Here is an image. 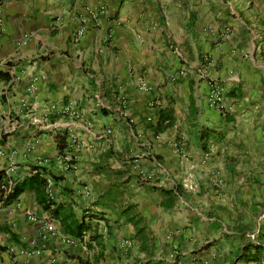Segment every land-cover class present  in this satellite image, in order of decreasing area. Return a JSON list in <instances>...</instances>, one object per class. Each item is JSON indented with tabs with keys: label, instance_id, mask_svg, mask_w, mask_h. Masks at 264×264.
<instances>
[{
	"label": "crops",
	"instance_id": "obj_1",
	"mask_svg": "<svg viewBox=\"0 0 264 264\" xmlns=\"http://www.w3.org/2000/svg\"><path fill=\"white\" fill-rule=\"evenodd\" d=\"M263 43L264 0H0V190L62 209L0 200V264H264Z\"/></svg>",
	"mask_w": 264,
	"mask_h": 264
},
{
	"label": "trees",
	"instance_id": "obj_2",
	"mask_svg": "<svg viewBox=\"0 0 264 264\" xmlns=\"http://www.w3.org/2000/svg\"><path fill=\"white\" fill-rule=\"evenodd\" d=\"M66 132L57 135V146L59 147V152L66 147ZM3 173L0 172V181L3 179ZM48 183L45 177L44 169L39 166H34L31 168V174L22 180H17L13 182L11 191L4 196L0 190V200L3 201V204H9L17 200L21 194L25 191H32L36 195L37 203L42 207L45 212H48L52 218H59L61 216V205H56L52 200L50 194L47 192ZM70 215H66L65 218ZM89 223H86L84 219L78 223L74 228L69 229L70 232L75 235V238L81 239L85 233L89 231ZM255 253H259L261 246L254 245ZM247 247L244 248L246 251Z\"/></svg>",
	"mask_w": 264,
	"mask_h": 264
},
{
	"label": "built area",
	"instance_id": "obj_3",
	"mask_svg": "<svg viewBox=\"0 0 264 264\" xmlns=\"http://www.w3.org/2000/svg\"><path fill=\"white\" fill-rule=\"evenodd\" d=\"M98 3H99V1H98ZM92 13H93L92 14L93 17H97V15H103L106 13V8H105V6L101 5V3H99V6H97V9L95 11H92ZM84 31H85L84 26L80 27L77 30L76 36H75V41H78L83 36ZM262 50L264 51V43L262 45ZM205 60H206V58H205ZM34 82H36V81L34 80ZM31 88L33 89L34 87L31 86ZM224 95H225V89L222 86H220L217 83H211L209 86V93H208V99H207L208 106L210 108L218 111V112H222L225 108ZM69 107L66 109V111L70 110ZM67 163H70V160H68ZM67 168H68V165H67ZM11 188H12V182L11 181H8L7 183H5L1 186V191L4 194V196L7 195L11 191ZM85 193H87V192H85ZM31 220H34V218H31ZM255 236H256V234L250 235L249 240L252 242H255Z\"/></svg>",
	"mask_w": 264,
	"mask_h": 264
},
{
	"label": "rangeland",
	"instance_id": "obj_4",
	"mask_svg": "<svg viewBox=\"0 0 264 264\" xmlns=\"http://www.w3.org/2000/svg\"><path fill=\"white\" fill-rule=\"evenodd\" d=\"M215 1V0H214ZM217 1H239V0H217ZM237 7H240V5H237ZM234 8L235 9V12H240V13H243V10L242 9H240V8Z\"/></svg>",
	"mask_w": 264,
	"mask_h": 264
}]
</instances>
